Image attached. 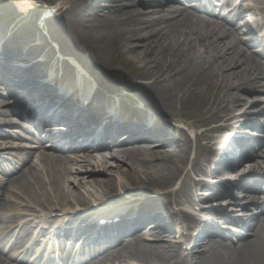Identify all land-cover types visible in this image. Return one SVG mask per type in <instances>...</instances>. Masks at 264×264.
<instances>
[{
    "label": "bare ground",
    "instance_id": "1",
    "mask_svg": "<svg viewBox=\"0 0 264 264\" xmlns=\"http://www.w3.org/2000/svg\"><path fill=\"white\" fill-rule=\"evenodd\" d=\"M148 1L94 0L87 8L63 2L50 9L42 20L58 17L64 32L58 44L76 62L57 54L37 31L0 24V155L11 154L21 164L10 171L15 176L0 177V264H264V0L236 7L227 0L224 18L215 9L192 7L193 0ZM246 38L253 49L241 47ZM105 54L114 56L109 66ZM96 77L106 83L103 88L95 87ZM125 80L131 96L109 85ZM30 81L33 92L47 94L25 95L27 118L43 128L67 125L70 133L62 139L72 142L63 148L54 141L22 142L21 133L3 129L16 121L10 101ZM172 121L180 128L171 130ZM209 125L221 135L245 126L246 132L262 133L256 140L234 138L239 148L250 146L249 162L229 180L217 167L214 174L222 181L210 188L193 176L207 171L205 166L186 164L189 130L198 142V130ZM90 142L93 148L76 150ZM216 145L207 144L206 151ZM204 188L216 191L204 214L229 222L241 218L242 228L222 226L238 235L221 227L207 236L203 231L187 253L189 226L200 217L191 218L183 206L209 201ZM131 196L133 205L100 217L120 218L114 225L98 227L79 216L86 207ZM9 202L28 210L19 212ZM164 205L178 208L180 228ZM53 220L64 235L117 237L80 260H46L13 252L12 246L6 252L9 232Z\"/></svg>",
    "mask_w": 264,
    "mask_h": 264
},
{
    "label": "rangeland",
    "instance_id": "2",
    "mask_svg": "<svg viewBox=\"0 0 264 264\" xmlns=\"http://www.w3.org/2000/svg\"><path fill=\"white\" fill-rule=\"evenodd\" d=\"M93 1L94 0H0V24L8 25L6 22H10L15 26L18 23H20L22 24L21 26L23 28L28 30V32H32L33 30L34 32L37 31L39 35L42 34V37L48 40L53 45L55 40L58 42L60 35L64 34V32H62L58 28L57 16L48 18L45 21L39 20L41 15L43 13H46L47 10H49L48 6L58 7L60 3L64 2L67 3V7H70L75 3H79L80 8H87L92 5ZM234 2L235 4L240 2L242 3V5H247L249 3V1L246 0H242V2L241 0H234ZM242 28L244 29V27ZM248 42L249 41H247V38L243 39L240 42L241 47L247 50L249 49L248 47H250V49H253ZM56 53L58 54L57 51ZM113 57H114L113 55L105 54V60L107 66L111 64V62L114 59ZM124 82L126 83L127 81L125 80ZM125 83H120L121 85L120 87L123 86L125 87V89L129 87V85ZM251 95H261V93L254 92ZM258 106H254V108H257ZM262 120L264 121V118ZM200 121L201 119L199 118L197 122ZM198 132L202 133V137L199 140L200 143L199 145L197 144V147L195 146L194 140L191 142L190 153L188 154V160L186 163L187 167H189L190 163L193 162L192 160L194 158H195L194 160H198L200 163H202L203 159L205 160V158L207 157V153H206L207 144L211 145L213 138L217 134V131L211 129V125L202 128V130L199 129ZM194 150H196V153H194ZM136 193L139 194L140 192H136ZM20 209H25V208L20 206ZM229 242L230 244H232L231 240Z\"/></svg>",
    "mask_w": 264,
    "mask_h": 264
},
{
    "label": "water",
    "instance_id": "3",
    "mask_svg": "<svg viewBox=\"0 0 264 264\" xmlns=\"http://www.w3.org/2000/svg\"><path fill=\"white\" fill-rule=\"evenodd\" d=\"M56 41V40H55ZM56 43L58 44V42L56 41ZM65 52H67V51H65ZM65 54H67V55H69V56H71L69 53H65Z\"/></svg>",
    "mask_w": 264,
    "mask_h": 264
}]
</instances>
